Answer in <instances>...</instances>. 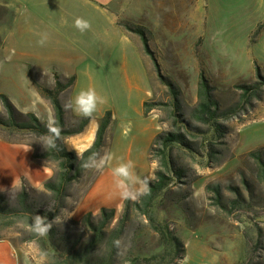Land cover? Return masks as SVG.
<instances>
[{
	"label": "rangeland",
	"instance_id": "obj_1",
	"mask_svg": "<svg viewBox=\"0 0 264 264\" xmlns=\"http://www.w3.org/2000/svg\"><path fill=\"white\" fill-rule=\"evenodd\" d=\"M142 2L140 15L121 19L120 26L101 13L31 14L23 11L21 0H0V95H6L14 105L16 121L26 119L25 114L31 112L50 126L54 111L42 89H54L57 76L65 83L69 76L77 73L76 89L61 93L66 88L58 95L65 108L66 128H72L77 122L76 115L67 107L68 97L90 87L107 98V103L97 107L90 121L98 124L105 112L101 113L102 109L107 108L116 113V125L122 128L124 116L133 117L138 113L140 93L133 85L139 84L147 88L145 101L157 104L148 114L156 122L157 133L174 128V112L184 117L190 115L197 102L202 73L220 108L238 103L239 109L238 115L223 120L228 131L224 143L217 146L213 161L209 163L203 146L209 134H197L193 140L200 146L197 147L199 153L181 161L186 170L183 183L174 181L153 203L156 220L163 226L167 224L168 230L181 239L184 250H178L173 243H164L143 218L133 216L119 241L118 260L158 254L154 264H264V182L259 177L258 163L247 155L250 150L262 148L264 160V91L260 99L253 98L250 104L243 106L240 90L236 88L238 84L255 81L257 68L264 72V0ZM77 17L87 20L90 29L79 31L74 25ZM125 23L142 29L155 61L144 50L139 34L125 29ZM43 32L49 34V39L41 46L37 41ZM64 74L68 77H60ZM173 92H177L179 110L171 107ZM7 119L0 98V120ZM0 133L29 145L33 154L46 149L39 140L47 135L38 136L1 121ZM112 133L109 125L104 147L91 163L111 154ZM63 141L71 149V135ZM121 145L118 144L109 163L99 169L88 167L80 179L68 187L64 207L49 220L52 226L71 230L75 228L72 220H79L87 212L98 213L87 210L78 217L73 215L92 188L105 187L113 176L112 169L124 162L116 155ZM42 160L52 168L53 176L57 163L48 158ZM130 160L139 178H153L157 166L154 156L149 161L143 153ZM102 171L104 178L100 180ZM208 183L220 185L219 203L206 190ZM22 189L35 197L44 191L43 186L34 188L22 181L0 192L10 194L12 205ZM234 198L239 199L232 205L230 200ZM123 200L108 207L115 208L116 218ZM31 232L30 227L19 223L0 226V241L12 245L18 264H52L53 260L46 258L43 248L53 253L58 249L50 246L48 233L27 239ZM59 247L65 249L62 245Z\"/></svg>",
	"mask_w": 264,
	"mask_h": 264
},
{
	"label": "trees",
	"instance_id": "obj_2",
	"mask_svg": "<svg viewBox=\"0 0 264 264\" xmlns=\"http://www.w3.org/2000/svg\"><path fill=\"white\" fill-rule=\"evenodd\" d=\"M123 27L128 31L139 34L144 50L155 61L142 29L132 28L126 23L123 24ZM74 80L75 75H71L65 83H62L57 76L54 89H42L50 99L53 107V123H58L61 133L56 148H46L43 151L34 153L33 157L48 158L55 161L57 163L56 170L53 176L43 182L44 191L39 193L38 197L31 196L26 189H22L17 194L14 204L10 205V194L0 192L1 227H11L19 223L32 229L33 218L37 214L46 217L48 221L54 219L60 209L64 207L68 187L79 180L88 168L84 167L85 162L91 164L93 160L98 158L104 147L106 131L112 121L111 110H106L99 117L94 140L80 155L75 150L68 149L63 141L64 137L83 131L91 119V117L75 116L77 119L76 124L72 128H66L65 126L64 112L58 95L60 91L72 86ZM236 88L240 90L239 99L243 102V106L250 104L253 98L260 99V95L264 91V72L257 68L255 81L250 84H238ZM173 89L170 86V90L174 91ZM173 94L175 97L171 102V107L173 110H179L180 105L176 98L177 92H173ZM0 98L8 115L7 120H0L1 123L19 129H27L38 136L49 134V125L41 122L31 112L25 114L26 119L16 121L14 114L17 111L14 105L6 95L1 94ZM237 104L223 109L220 108L213 95L212 87L203 74L200 73L197 102L190 115L184 117L183 114L174 112V128L157 132L148 148V160L152 161V156H154L157 162V166L153 171L154 179H149L150 194L141 196L137 200L124 199L121 212L117 218L115 208L103 206L97 214L87 212L79 220H72L71 222L75 225V228L71 230H59L52 226L48 231L50 246L52 249H58V252L53 253L52 250L49 249L48 251L43 248L46 258L53 260L52 264H154L153 261L159 257L158 254L143 258L130 256L118 260L119 241L127 223L133 216L143 218L150 229L157 233L164 243H173L178 250L182 249L183 251L184 246L181 239L168 230L167 224L163 226L156 220L152 210L153 203L160 193L174 181H183L186 170L181 161L190 157L191 154H198L200 151L197 148L200 146L193 140L197 137V134H209V138L205 139L203 146L209 163L213 161L217 153V146L224 143L223 139L228 131L223 120L238 115L239 107ZM155 105L157 104L144 101L143 114L147 116ZM201 126L206 128L202 129ZM0 137L9 142L23 143L21 140L6 137L1 133ZM261 150L262 148L250 150L247 155L258 163L259 177L264 182V160L261 157ZM205 188L212 193L216 203H219L221 198L220 185L218 183H208ZM238 199L230 200V204H236ZM258 232L261 233V230H258ZM38 236L32 230L27 239H34ZM60 245L64 246L65 249L61 250ZM155 264H169V262H156Z\"/></svg>",
	"mask_w": 264,
	"mask_h": 264
},
{
	"label": "crops",
	"instance_id": "obj_3",
	"mask_svg": "<svg viewBox=\"0 0 264 264\" xmlns=\"http://www.w3.org/2000/svg\"><path fill=\"white\" fill-rule=\"evenodd\" d=\"M24 12L31 14H50V15H77L78 13H101L116 20L117 23L124 18L138 17L142 12L144 3L142 0H21ZM76 11H78L76 13ZM120 25V23H118ZM121 26V25H120ZM131 38V37H129ZM132 44V39H130ZM136 43V42H135ZM138 44V43H136ZM140 46V44H139ZM60 76V75H59ZM60 77H68L66 74ZM79 75L75 74V80L67 90L74 91L78 85ZM133 88L138 94L139 110L133 117L124 116L125 124L120 128L116 125L117 115L112 112L110 127L113 128L111 139V156L119 143H122L117 156L122 161L127 162L133 156H148V148L156 134L157 126L154 118L143 114V103L146 100L147 88L142 85L134 84ZM75 96L68 97V105L74 100ZM60 101L61 98L59 97ZM61 103V102H60ZM62 105V104H61ZM62 108L64 106L62 105ZM73 115L77 113L73 108L68 107ZM109 110L103 108V111ZM100 113V114H101ZM95 116V115H94ZM92 119V118H91ZM97 122L90 121L83 131L71 135L75 150L79 155L87 149L94 140ZM90 127V129H89ZM127 133V134H126ZM27 144L15 143L0 138V191L20 185L23 181L30 187L42 188L43 182L51 176L52 168L44 160L34 158L31 147ZM28 148V150H26ZM131 161V160H130ZM100 176V180L104 175ZM104 178V177H103ZM114 179V180H113ZM97 183V182H96ZM96 185V184H95ZM94 185V186H95ZM98 190V192L96 191ZM92 191V193H91ZM83 202L80 203L73 212L75 217L82 215L87 210L98 212L101 207H114L120 204L122 196L115 186V178L112 176L105 187L97 186L92 188ZM0 264H18L16 253L12 245L7 241H0Z\"/></svg>",
	"mask_w": 264,
	"mask_h": 264
},
{
	"label": "clouds",
	"instance_id": "obj_4",
	"mask_svg": "<svg viewBox=\"0 0 264 264\" xmlns=\"http://www.w3.org/2000/svg\"><path fill=\"white\" fill-rule=\"evenodd\" d=\"M75 27L84 32L90 29V23L77 17L74 21ZM40 39L38 44L44 46L48 39L49 34L47 32L40 33ZM107 103V98L97 93L95 88H88L81 90L67 107L73 108L77 115L90 118L97 110L99 105ZM48 135L45 139L39 140L42 142L45 148H56L57 140L60 138L61 128L58 123H53L48 128ZM127 134V133H126ZM29 148V146H28ZM28 148L26 150H28ZM112 159L111 154H105L99 162H85L84 167H95L97 169L102 168L105 164L109 163ZM135 166L132 161L122 162L112 169V175L115 179V186L120 191V195L124 199L137 200L141 196L150 194L149 178H139L134 170ZM154 179V177H153ZM52 223L47 220L46 217L39 214L35 215L32 223V230L40 236L46 235L51 229Z\"/></svg>",
	"mask_w": 264,
	"mask_h": 264
}]
</instances>
